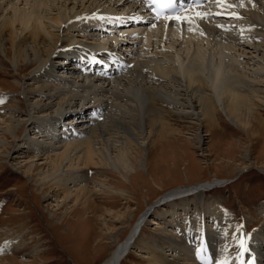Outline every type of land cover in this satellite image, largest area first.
Instances as JSON below:
<instances>
[{
	"label": "rangeland",
	"instance_id": "obj_1",
	"mask_svg": "<svg viewBox=\"0 0 264 264\" xmlns=\"http://www.w3.org/2000/svg\"><path fill=\"white\" fill-rule=\"evenodd\" d=\"M241 1H246L248 6H240L237 9L234 5L239 4V0H212L209 4L210 7L208 5L207 8L201 9L200 13H204L207 9L214 10L215 6H218L220 10H223V7L227 11L230 10L228 14H218L216 19H208L212 21L213 27L216 22L228 26L226 28L217 26L221 35L210 34L200 28L202 31L198 29L195 32L196 30L189 29L188 33L184 31L183 34L176 35L174 32H170L164 38L165 35L162 36L165 34L162 33L163 27L156 28L159 27L156 26L154 28L149 25L148 30L145 29L141 33L142 29H140L137 31L138 36L131 37L134 45L129 43L126 49L137 51L136 55H140L136 58L138 61H146L148 55H142L143 52H147L149 57L151 54H155L157 59H161L169 65L172 63L175 66L178 65L176 62L178 60L184 66V63L185 65L188 63L195 51L200 52L205 61V54L209 52L215 54L219 47L223 56L225 55L224 58L231 59L230 64H234L233 66L236 67L233 69L234 73L229 70L230 75L237 74L250 81L261 80L262 83L258 85V88L264 90V46L262 45L264 38L262 40L259 36L244 40L243 43L247 44L244 47L229 43L225 38V35L228 34L237 36L236 27L240 31L247 32L249 25H256V16L264 25V9H257L255 6L257 4L253 0ZM46 2L40 7L39 19L48 27V30H53L59 35V38H68L71 41L69 46H75L69 49L74 52H78L79 49H76L78 47L95 48L94 41H99V38L96 39L94 34H101V32L95 33L93 27H87V23L82 22L87 18L91 19L90 13L108 11V13L117 12V15H122L125 12H130L126 6H116V8L112 4L109 5L111 0L105 1L107 3L103 0H94L92 3L89 0H67L65 2L57 0V3L48 0ZM0 3V26L4 17L12 15L13 9H19L22 12L30 8L28 5H24L25 3H19L16 0L9 2L0 0ZM258 3L264 7V1L258 0ZM53 7L54 10H51ZM131 12L133 14L138 11ZM54 15H62L70 27L56 28L51 20ZM96 17L97 15L94 18ZM57 29L58 31H55ZM203 32H206L204 33L206 35H203ZM192 33L190 40L188 35ZM248 33L251 34V32ZM7 34L3 32L0 37V88L2 89L0 90V117L10 116L12 120L7 121L9 124L15 126L21 122L22 125L9 149L0 146V264H100L115 244L126 237L147 209H150L151 213L143 221L144 226L141 230L143 234L151 236L159 230H165L180 242L178 247L189 244L192 252L195 253L189 254L190 257L186 261L195 263L205 261L202 264H217V261L226 262V264H242L243 255L240 253V249L244 250L246 247L254 245L253 232L256 229L260 227L264 231V131L259 137L249 136L244 129L228 119L221 107H218L220 117L216 122V127L220 133L213 132L208 135L196 115L181 114L170 118L173 127L179 131L178 135L170 137L175 142L159 143L149 154L145 130L137 131L136 141L140 148L135 153L136 150L132 147V154L129 157L133 159L134 155L140 161L132 160L135 163V167H132L133 170L124 172L118 153V140L105 136L102 138V144L97 139L98 142L93 147L107 148L106 153L103 154L106 165L97 164L89 170L75 168L65 171L66 163L63 161L61 164V167L64 166L63 169H59L55 173V175L61 174V176L58 175L51 179V166L48 165V161L53 159L51 157L53 153L60 151V148L56 146L59 142L56 143V141L68 142L84 138L85 135L79 132L82 124L76 121L75 115L71 116L69 121L72 120V123L66 125L68 129L61 128L63 135L60 134L59 139L53 138L59 133L49 131L52 128L50 124L60 125L62 122L59 123L57 119L51 118L53 111L58 110V105H52L48 110V115L41 116L40 113L33 112V107L36 105V97L43 99V94L46 92L26 93L25 91L32 85L40 86L42 81L47 80V77L39 76L40 74L36 73L37 70H31V72L24 70L22 73L17 70L13 54L3 52V49L8 51L10 49V44L6 41ZM119 35L117 33L115 37L129 38L128 34L122 37ZM141 35L142 37H139ZM145 36L147 37L145 38ZM171 38H177V40H171ZM47 39H49L48 35ZM151 42L156 44L152 49ZM68 47L65 49L68 50ZM97 47L100 48V46ZM124 47L121 46V52ZM63 48L64 46H60L58 43L55 51L63 52L65 51ZM118 48L119 46H117ZM61 59V56L55 54L51 56L49 62L54 67L52 73L56 76L62 75L54 78L55 81L51 80L63 87L65 81L62 80L66 78V74L63 73L65 68L62 67L63 64L59 65ZM206 62H204L205 65ZM204 67L201 65L202 70H205ZM145 71V68L141 69V72ZM237 75L235 78L239 79ZM33 76L39 78L40 81L33 79ZM116 76L117 78L122 77V80L126 77L125 75L121 76L120 73ZM206 79L207 81L204 83H210L212 91L210 92L212 96H215L214 85L209 82L208 77ZM60 81L62 82L60 83ZM183 82L181 81V83ZM240 88L243 89V87ZM48 93L51 94L54 91L51 90ZM255 94L259 93L255 92ZM69 95H71L69 91H64L63 96H57V100L62 103L60 110H63ZM70 101H74V99ZM7 102L15 106L10 110L11 106ZM18 102L22 104L20 108L17 106ZM110 102L113 100L106 101L108 105ZM114 102L116 104L111 105L112 107H102L103 105L99 104V107L102 105V109L94 116L93 120L103 122L106 118L114 117L113 113L127 111L123 102ZM91 103H87L86 106H91ZM258 107L264 120V97ZM176 110L179 113L182 111V109ZM176 110L174 111L177 112ZM30 121H36L51 133V136L49 133L48 139H38L39 142L47 146L43 150L44 153L24 151L27 142L37 140L27 131L30 129L28 125ZM0 128L2 129L0 131L6 129L3 124H0ZM64 133L67 135L65 136ZM6 140L9 141L11 138ZM3 143H5V139L0 137V144ZM46 155H49V158L44 159ZM70 156H72V152ZM74 156L76 154L72 157ZM95 160H98L97 157ZM29 171H31V175L28 174ZM91 175L95 178L88 180L87 197L98 207L96 214L90 213L89 210L66 213L72 205V199L62 201L60 198L62 193L57 194L47 187L41 191L39 187L38 178L43 176H45L44 179L48 185L52 181H61L62 178H66L65 180L69 178L70 181L79 183L81 179L91 177ZM151 177L157 185L152 182ZM214 178L220 179L224 183L220 187L205 191L200 198L191 195L185 201L174 200L172 206L167 204L161 206V201L158 203L160 197L175 187L211 181ZM82 183L85 182L82 181ZM79 184L81 185V183ZM73 185L70 183L68 186L73 188ZM55 200H58L59 203L64 202L61 209L56 210ZM153 207L157 208L159 217L152 213ZM99 208L104 212L102 215H99ZM111 209L124 214L121 227L118 226L120 222L114 216L106 214L107 210L112 211ZM155 217L158 218V225H151L150 219ZM62 218L63 222L61 223L60 219ZM104 220L108 221L110 227L114 229L109 238H103L99 244H96L97 236L106 232L102 226ZM72 230L76 231V234H72ZM135 244L133 252L130 251L122 259L121 264H147L146 258L150 254L148 255L144 249L139 247L141 242L137 241ZM205 246L217 249L222 254L217 255L214 252L207 255L208 259L205 255L200 257L196 252L198 249L203 250ZM169 250L170 248L165 246L162 253L169 254L170 258L171 255H175L174 259L176 260L184 257V253L176 254ZM168 256L166 255V258H169ZM246 261L248 264H259V260L252 250L247 254ZM262 264H264L263 261Z\"/></svg>",
	"mask_w": 264,
	"mask_h": 264
},
{
	"label": "bare ground",
	"instance_id": "obj_2",
	"mask_svg": "<svg viewBox=\"0 0 264 264\" xmlns=\"http://www.w3.org/2000/svg\"><path fill=\"white\" fill-rule=\"evenodd\" d=\"M1 1L9 2L12 0ZM16 1L19 3H25L24 5H28V7L30 8L29 10H24L22 12H20L19 9H13L11 16L5 15L6 17L2 19L0 26V37L3 32L6 34L8 33L6 41L9 42L10 49L9 51L7 49H3V52L6 54L8 52H10V54H13L16 60L17 70L20 73L24 72V70H29V72H31V70H37L36 73H39V76L47 77V80L42 81L40 86H33L31 84L32 87L30 89H25L26 93H38V91L41 93L46 92V94H43V99L36 97V105H33V112L40 113L39 115L41 116H46L48 115V110L52 105H58V110L53 111L51 118L61 120L62 122L60 125L56 123L52 126L50 125L52 128L49 131H53L52 133L56 132L63 134L61 128H64L65 130L68 129L66 125L72 123V120L69 121L70 117L78 115L76 117V121L82 124L80 125L82 127L80 128L79 132L85 135L84 138L77 139L74 141H56V143L59 142V144H57L56 146L57 148H60V151L53 153V155L51 156L53 157V159H50L51 161H48V165L51 166V179L56 178L58 175L61 176V174L55 175V173L58 172L59 169H63L64 166L61 167L63 161H65L66 163L64 169L65 171H69L70 169L75 168L89 170L97 164L106 165L103 154L106 153L105 151L107 150V148L93 147V145L98 142L97 139H99V142L101 143L103 141L102 138H105V136L107 138H115L118 140V153L121 157V167L124 172L127 173L130 169H132V167H135V163L133 162L134 160H137L138 162L140 161L138 157L134 155L133 159L129 157V155L132 154V147L135 148V153L138 152V148H140L136 141L137 131L145 130V140H147L148 142L149 154L150 151H152L153 148H155V146L159 143L161 144L162 142L166 141H174V139H171L170 137L175 134L178 135L179 131L173 127L170 118L181 114L193 116L196 115L197 119L200 120V123L203 125V127H205L207 132L206 134L208 135H211L213 132L220 133L216 127V122L219 120L220 117L218 107H221L228 119H230V121H233L234 124L244 129L249 136L253 138L259 137L264 131L263 114L258 111V109H260L258 105L262 103L264 97V90L258 88V85L262 83L261 80L250 81L248 80V78L246 79L235 74L237 75V77L239 76V79H237L235 78V75H230L229 70L234 73L233 69L236 67L233 66L234 64H230L231 59L228 60L224 58L225 55L223 56V52L220 51L219 47L217 49V53L212 54L209 52L208 54H205V58L207 59H205V61H207L206 65L204 64V56L200 52L195 51V53L191 55L186 65L183 62L184 66H182L180 62L176 60L178 65L175 66V64L173 65L172 62V64L169 65L167 62H163V60L157 59V57H155L157 55L155 54H151V57H149V54L147 52H143V55L141 54L142 56H145L147 54V60L144 62L138 61L136 58L140 55H136L137 51L134 52L132 49H126V47H128L127 44L130 43L132 45L134 43L130 38H121L117 40L116 37H113L115 45L119 46V48H116L117 50L113 54L115 56L120 55V57L126 58L125 64L119 72L121 76H126L125 78H123V80L122 77L117 78V74H115L113 77V73L111 74L113 69L110 68L107 69V76L106 73H95L97 70L95 71L94 69L100 63H98L97 60H93L91 62H94L95 64H93L90 69H88L87 66L76 67L73 65V63L65 67L63 69V73L66 74V76L64 75L66 78H64L62 81H65L64 83L66 85L64 84L63 87H61L62 85L60 86V84H56L51 80H54V78L61 77L62 75L56 76L52 73L54 67L53 64L49 62V59L51 58V56L57 54L62 57L59 62V65L66 63V61H68V58H73L74 56H77L74 51L69 49L75 46H69L71 44V41L68 38H59V35L54 33L53 30H48V27L44 25L39 19L38 12L40 11V7L44 5V3L48 0ZM51 1L55 3L57 0ZM61 1L65 2L67 0ZM89 1L91 2L92 0ZM103 1L109 2L110 0ZM239 1V4H233L235 8L238 9V7L240 6H248L246 1ZM253 1H255L254 3L257 4L255 5L257 6V9H264V7L260 3H258V0ZM29 2H31V4H28ZM108 4H112V6L114 7L126 6L128 8V11L130 12L123 13V19H137L136 17L139 16L143 17L144 20H147V18H145L144 16L146 13L140 10L141 5H139V2L136 0H111V3ZM208 7H210V5ZM52 9L54 10V7L51 8V10ZM222 9L223 10H220L218 6H215L214 10L207 9L206 11H204V14H202L200 13V11H202L201 8H193L176 15L174 21L165 18L163 21L152 22L148 25L140 24L139 26L134 28L135 30L117 29L116 27L114 28V30H116L118 33L121 32L124 34H128L133 31L135 36H138V32L136 31H140V29H142L140 31L142 33L143 30H148V26L151 25L152 27L154 26V28L156 26H159L156 28L163 27L164 29H162V33L165 34H163L162 36L165 35L164 38H166L167 34H170V32H174L176 35L181 33L183 34L184 31L188 33L189 29H194L196 30L195 32H197L200 28H203L210 34L221 35L222 33L220 29L217 28L219 26L221 28H226L228 26L224 23L216 22L214 24L215 26L213 27L211 25L212 21L208 19H216L218 14H228V11H230H227L225 7H223ZM225 10L226 12H224ZM131 11L138 12H135L133 13V15H130L132 13ZM92 13H90L91 15H89L91 16V19L87 18V20L85 18L86 20L82 21L87 23V27H90V23L94 26H108L109 22V28H111L110 24H112L113 21L118 22L121 20L116 19V17H118L117 12L108 13V11H97L93 14ZM94 15H97V17L94 18ZM51 20L54 26L56 28L58 27V29H66L68 28V26L70 27V24L66 22L62 15H54L53 17H51ZM140 20L142 19L140 18ZM260 21L261 20H259L258 16H256V25H249L247 32L240 31V29L238 30V27H236L235 30L238 31L237 36L228 34L225 35V38L229 43L236 45L239 44L242 47L247 45L243 43L244 40L253 39L255 37L258 38L259 36H261L263 40L264 25ZM19 29L20 31H18ZM58 29L55 31H58ZM248 32H251V34H249ZM46 34L49 36V39H47ZM102 35L103 38H99V41L97 42L94 41V44L96 45L95 48L100 49L104 48L105 46H108L109 48L112 47L114 43H111L109 37L105 39V34ZM191 35H193V33L188 35V39L192 38ZM139 37H142V35ZM146 37L147 36H145V38ZM177 38H171V40H177ZM58 43L60 46H64L63 49L69 46L68 50L65 49V51L63 52L55 51V49L58 47ZM155 45V43L151 42V49L155 47ZM262 45L264 46V43H262ZM97 46H100V48H98ZM121 46H125L122 52ZM82 53L83 55L86 54L89 57L91 56L89 55L88 50H84ZM95 56L99 58L97 55ZM86 64L87 62L84 65ZM89 65L90 64H88V66ZM201 65L205 66V70L201 69ZM143 68L146 69L145 72H141V69ZM206 74L208 79L210 80L209 82H211L214 85V88L216 89V93L214 91L216 97L212 96L211 94L212 91L210 90V83H204V81H207ZM32 78L35 80L38 79L37 81H40V79L36 78L35 76H33ZM62 81H60V83ZM181 81H184V84L181 83ZM119 85H121V87H119ZM65 86L66 89L68 88L67 90H64ZM240 87H243V89H241ZM0 90L2 89L0 88ZM51 90H53L54 93H48ZM64 91H69L71 95H69L70 97L67 98L69 101L66 100V104L64 105L63 110H60L59 108L62 107V103L57 100V96H63ZM255 92L262 94V96H259V94H255ZM71 99H74V101H70ZM108 99H111V101L113 100V102H123V105L125 106V109L127 111H119L117 114L113 113V115H115L114 117L109 115V113L108 116H111L110 118H106L103 122H96L95 120H93V118L96 114L100 113L102 107H112L111 105L114 106V104H116L115 102H110V105H108L106 103ZM87 103H91V106L87 107ZM7 104L11 106L9 108L10 110L12 107L15 106L10 102H7ZM99 104H102L103 106L101 105L102 107H99ZM17 106L18 108H20L22 106L21 102H18ZM176 109H182V111H180L179 113ZM184 109H188L189 111ZM174 110H176L177 112H175ZM15 111L17 110L15 109ZM10 120H12L10 116L3 115L0 117V124H3L6 128L4 129V131H0V137L5 139V143L0 144V146H3L2 148L4 149L10 148L13 143L12 140L17 136L18 131L22 125L20 124L21 122L15 126L11 125L7 122ZM28 125L30 129H28L27 131H29V134L31 133L33 137H36L37 140L27 142L26 139L25 141L27 142V145L25 146L26 148H24V151H35L44 153L45 151L43 150H45L47 146L39 142L38 139H48L51 136V133L49 131H46V129L42 127V125H39L36 121H30ZM53 127H56V129L54 130ZM0 130L2 129L0 128ZM8 138H11V140L7 141L6 139ZM53 138L56 139L55 137ZM71 152L72 156L75 154L76 156H70ZM138 154L139 153H137V155ZM49 155H46L44 159L49 158ZM95 157H97V161L95 160ZM33 167L35 168L36 166L34 165ZM28 174L31 175V171H29ZM44 177L45 176L38 178V180L40 181L39 187L41 191H44L45 187H47L49 189H52V191L57 194L62 193L60 196L62 201L72 199V205L69 208V211H66V213H71L75 211L77 213L89 210L90 213L96 214V209H98V207L94 203H92L87 197V193L89 190V187H87L89 183L88 180L95 178L93 177V175H91V177L81 179L79 181L81 185L75 181H70L69 178L67 180H65L66 178H62L61 181H52L47 185ZM151 180L154 184L157 185V183L153 180L152 177ZM82 181H84L85 183H82ZM70 183L74 184L73 188L68 186ZM223 183L224 182H222L220 179L214 178L211 181L197 182L187 186H178L166 192L162 197H160L158 201H161V206H163L164 204L172 206L174 200L185 201V199H187L188 196L191 195H193V197L195 196L200 198L205 191L220 187ZM55 201L57 205L56 210L61 209L63 207L64 202L59 203L58 200ZM155 207L152 208V213L155 214V216L159 217L156 211L157 208ZM111 210L112 211L107 210L106 214L112 217L114 216L115 219L120 222V225L118 226L121 227V225L123 224L124 214H120L118 210ZM99 211L101 213H99V215H102L104 213L102 210H100V208ZM148 213H151L150 209H147L145 212L142 213V215L134 224V226L130 229L126 237L122 241L117 242L115 244L109 254L100 262V264H121L122 259L128 253H130V251H132L134 247H136L135 243L137 241L141 242V245L139 247L144 249V251L147 252L148 255L150 254L146 258L147 264H202V262L205 263V261H201L199 263L186 261L190 257L189 254L194 252H192L191 246L189 244H186L178 247L180 242H178L165 230H159L151 236H146L145 234H143V232L141 231L142 227L144 226L143 221ZM157 217L150 219L151 225H158ZM60 220L62 223L63 218ZM102 226L106 232H102L103 234H99L97 236L98 240L95 242L96 244H99L100 240L103 238H109L111 236V231L114 229L110 227L108 221L106 220L102 221ZM262 230L263 229L259 227V229H256L253 232V237L255 241L254 245L252 244L251 246L246 247L244 250L240 249V253L243 255L241 262L242 264H248L246 260L247 254L250 252V250L254 251V254L259 260V264H262V261L264 263V231ZM71 232L72 234H76V231L74 230H72ZM165 246L168 247V249L170 248V252L176 254L184 253V257L179 260H176L174 259L175 255H171L170 258L168 256L169 254H163L162 249ZM214 252L217 255L222 254L219 250L209 248L207 246H205L203 250L198 249L196 253H198L200 257H202V255H205L206 259H208L207 255ZM166 255L169 258H166ZM222 263L223 262H221V264ZM223 264H226V262Z\"/></svg>",
	"mask_w": 264,
	"mask_h": 264
},
{
	"label": "water",
	"instance_id": "obj_3",
	"mask_svg": "<svg viewBox=\"0 0 264 264\" xmlns=\"http://www.w3.org/2000/svg\"><path fill=\"white\" fill-rule=\"evenodd\" d=\"M158 203H160V201H159ZM147 216H149V213L145 216V218H146Z\"/></svg>",
	"mask_w": 264,
	"mask_h": 264
},
{
	"label": "snow or ice",
	"instance_id": "obj_4",
	"mask_svg": "<svg viewBox=\"0 0 264 264\" xmlns=\"http://www.w3.org/2000/svg\"><path fill=\"white\" fill-rule=\"evenodd\" d=\"M217 264H221V262L220 261H217Z\"/></svg>",
	"mask_w": 264,
	"mask_h": 264
}]
</instances>
